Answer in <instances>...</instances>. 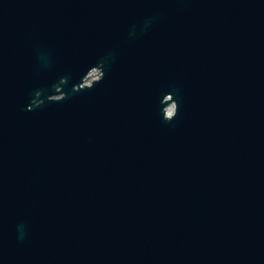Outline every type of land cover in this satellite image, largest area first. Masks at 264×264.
I'll return each mask as SVG.
<instances>
[{
    "label": "water",
    "instance_id": "1",
    "mask_svg": "<svg viewBox=\"0 0 264 264\" xmlns=\"http://www.w3.org/2000/svg\"><path fill=\"white\" fill-rule=\"evenodd\" d=\"M0 264H264V0H0Z\"/></svg>",
    "mask_w": 264,
    "mask_h": 264
}]
</instances>
